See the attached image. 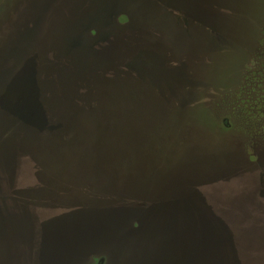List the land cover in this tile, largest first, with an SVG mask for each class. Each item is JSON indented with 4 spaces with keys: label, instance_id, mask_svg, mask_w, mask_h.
<instances>
[{
    "label": "rangeland",
    "instance_id": "rangeland-1",
    "mask_svg": "<svg viewBox=\"0 0 264 264\" xmlns=\"http://www.w3.org/2000/svg\"><path fill=\"white\" fill-rule=\"evenodd\" d=\"M152 231L158 264H264V0H0V264Z\"/></svg>",
    "mask_w": 264,
    "mask_h": 264
},
{
    "label": "flooded vegetation",
    "instance_id": "flooded-vegetation-1",
    "mask_svg": "<svg viewBox=\"0 0 264 264\" xmlns=\"http://www.w3.org/2000/svg\"><path fill=\"white\" fill-rule=\"evenodd\" d=\"M183 232L182 233V237L186 239H189L192 233V229L190 228V226H183L182 227ZM123 232L120 233L121 236H124V238L128 241V240H132L134 238L129 237L130 233H127L126 228L122 230ZM174 229H172L170 231V235L172 237L176 236V233L174 234ZM143 233V232H142ZM162 234V233H161ZM158 231H152L150 232V234H146V236H151L150 239L148 240H142L145 238H142L141 240L138 239L137 241H135L136 243V252H137V258H136V264H158L159 262V258H160V252L161 253H165L168 249H169V242L168 244H166L165 240H163V238L160 240L159 237H162ZM145 236V237H146ZM152 238V239H151ZM169 239H171V237L169 236ZM178 241V240H177ZM190 241V240H187ZM130 242V241H129ZM186 249H188L186 247ZM127 257V256H126ZM126 257L122 260H120L121 262L126 261ZM185 261H187V258L185 257ZM118 261H116L114 264L118 263ZM120 262V263H121Z\"/></svg>",
    "mask_w": 264,
    "mask_h": 264
},
{
    "label": "trees",
    "instance_id": "trees-1",
    "mask_svg": "<svg viewBox=\"0 0 264 264\" xmlns=\"http://www.w3.org/2000/svg\"><path fill=\"white\" fill-rule=\"evenodd\" d=\"M130 241H132V240H130ZM129 243H131V246H130V249H129V251L127 252V257H126V261H125V263H123V264H136V256H137V250H136V243H135V241L134 242H129ZM113 251V250H112ZM116 253H118L117 252V250L115 251ZM104 254H106V255H104L105 257H102L101 259H96L95 260V264H103L104 263V261L105 260H107V259H109L110 258V256H112V255H110L109 257H108V254L107 253H104ZM113 254L117 257L116 258V261H118V258H119V256H117L114 252H113ZM115 261V262H116ZM116 264H119V262L118 263H116Z\"/></svg>",
    "mask_w": 264,
    "mask_h": 264
}]
</instances>
